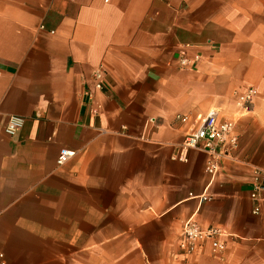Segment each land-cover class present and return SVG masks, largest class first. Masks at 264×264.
Masks as SVG:
<instances>
[{"label":"crops","instance_id":"1","mask_svg":"<svg viewBox=\"0 0 264 264\" xmlns=\"http://www.w3.org/2000/svg\"><path fill=\"white\" fill-rule=\"evenodd\" d=\"M99 65L103 88L89 99ZM249 86L243 110L235 92ZM212 108L236 121L238 145L211 178L208 155L180 145ZM8 115L25 119L13 136ZM63 149L74 155L59 165ZM255 168L264 169V0H0L5 264H264ZM188 218L225 232L223 249L205 241L183 252Z\"/></svg>","mask_w":264,"mask_h":264},{"label":"built area","instance_id":"2","mask_svg":"<svg viewBox=\"0 0 264 264\" xmlns=\"http://www.w3.org/2000/svg\"><path fill=\"white\" fill-rule=\"evenodd\" d=\"M178 64L182 68L191 67L192 63L185 49L179 52ZM195 54L193 60H198ZM105 70L101 65L96 67L91 74L90 83L92 87H88L85 94L89 99L92 98L94 90H102L104 84ZM93 88V89H92ZM256 95V89L252 86L246 87L240 92H235L237 105L243 110H247L249 104ZM97 110L94 108L92 112ZM176 119L185 122L188 117L186 115H177ZM24 117L20 115H8L4 131L7 135L13 136L24 125ZM236 121L229 117H224L218 109L212 108L206 114H198L195 118L194 126L185 134L181 148L195 149L202 151L208 155L205 171L209 176H214L219 168V162L222 158L228 157L231 151L238 145V134L235 131ZM74 155V150L63 149L57 157V164L61 165ZM177 158L187 160L185 156L178 155ZM264 189V169L255 168L253 179L251 181L250 198L255 202L253 213H259V192ZM227 234L216 227H203L193 218L184 221L181 231V245L183 252L191 253L196 246L205 241H209L213 250L221 251L224 247L223 237ZM0 264H5L3 255L0 253Z\"/></svg>","mask_w":264,"mask_h":264}]
</instances>
